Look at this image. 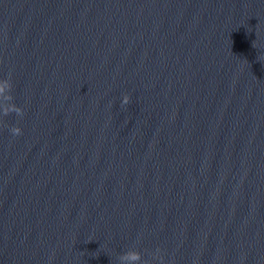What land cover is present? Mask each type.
I'll return each mask as SVG.
<instances>
[{"label":"water","instance_id":"obj_1","mask_svg":"<svg viewBox=\"0 0 264 264\" xmlns=\"http://www.w3.org/2000/svg\"><path fill=\"white\" fill-rule=\"evenodd\" d=\"M264 264V0H0V264Z\"/></svg>","mask_w":264,"mask_h":264},{"label":"clouds","instance_id":"obj_2","mask_svg":"<svg viewBox=\"0 0 264 264\" xmlns=\"http://www.w3.org/2000/svg\"><path fill=\"white\" fill-rule=\"evenodd\" d=\"M140 256L135 252H128L119 257L118 264H139Z\"/></svg>","mask_w":264,"mask_h":264}]
</instances>
